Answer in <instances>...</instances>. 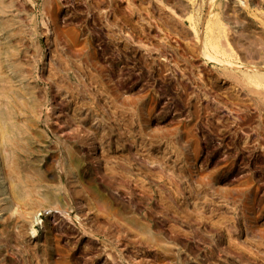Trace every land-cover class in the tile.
I'll list each match as a JSON object with an SVG mask.
<instances>
[{"label":"rangeland","instance_id":"obj_1","mask_svg":"<svg viewBox=\"0 0 264 264\" xmlns=\"http://www.w3.org/2000/svg\"><path fill=\"white\" fill-rule=\"evenodd\" d=\"M0 108V264H264V0H0Z\"/></svg>","mask_w":264,"mask_h":264},{"label":"bare ground","instance_id":"obj_2","mask_svg":"<svg viewBox=\"0 0 264 264\" xmlns=\"http://www.w3.org/2000/svg\"><path fill=\"white\" fill-rule=\"evenodd\" d=\"M206 28H207V27H206ZM192 29H193V31H195V30H194V27H193ZM191 31H192V30H191ZM210 33H211V32H210ZM203 37H204V36H203ZM208 46H209V45H208ZM254 75H255V74H254ZM254 75H253V76H254ZM249 77H250V76H249ZM252 80H253V79H252ZM5 104H8V102H6ZM7 113L9 114V112H7ZM7 113L5 112V110H3V109L0 108V124H1V123H4L3 121H5L4 119L7 117ZM2 119H3V121H2ZM6 126H8V125H6ZM0 128H2V131H1L2 134H0V138H1V137L3 136V134H5V132L7 131V128H8V127H6V131L3 130L5 127L3 128L2 125H0ZM0 130H1V129H0ZM7 132H8V131H7ZM7 132H6V133H7ZM6 135H8V134H6ZM4 136H5V135H4ZM4 136H3V137H4ZM4 140H5V139H4ZM0 142H1V140H0ZM3 142H4V141H3ZM0 145H2V142L0 143ZM0 152H1V151H0ZM4 154H5V153H4Z\"/></svg>","mask_w":264,"mask_h":264}]
</instances>
